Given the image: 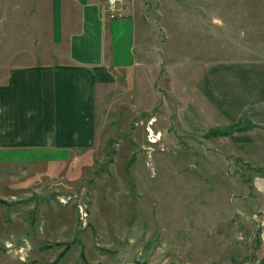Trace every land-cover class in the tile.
I'll return each instance as SVG.
<instances>
[{"label":"rangeland","instance_id":"rangeland-1","mask_svg":"<svg viewBox=\"0 0 264 264\" xmlns=\"http://www.w3.org/2000/svg\"><path fill=\"white\" fill-rule=\"evenodd\" d=\"M127 13L137 65L101 101L93 145L0 162V264H264V178L211 133L232 124L215 104L233 53L264 58V0H130ZM50 16L47 2L0 0L2 73L57 53ZM247 147L264 158V143Z\"/></svg>","mask_w":264,"mask_h":264},{"label":"crops","instance_id":"crops-1","mask_svg":"<svg viewBox=\"0 0 264 264\" xmlns=\"http://www.w3.org/2000/svg\"><path fill=\"white\" fill-rule=\"evenodd\" d=\"M105 1L38 0L51 4L57 53L45 62L11 65L4 73L0 69V162L23 166L65 161L74 150L95 142L100 103L119 75L137 65L138 51L135 18L127 7L125 16L109 18ZM233 54V65L239 68L231 74L230 96L219 86L215 110H231L233 144L247 150L237 154L247 157L264 178V158L247 147L264 143V58L255 51L252 56L247 50ZM221 80L216 77L217 83ZM207 82L201 79L202 94ZM200 110H205L203 103Z\"/></svg>","mask_w":264,"mask_h":264},{"label":"built area","instance_id":"built-area-1","mask_svg":"<svg viewBox=\"0 0 264 264\" xmlns=\"http://www.w3.org/2000/svg\"><path fill=\"white\" fill-rule=\"evenodd\" d=\"M130 0H106L105 12L109 18H121L125 16V9Z\"/></svg>","mask_w":264,"mask_h":264},{"label":"trees","instance_id":"trees-1","mask_svg":"<svg viewBox=\"0 0 264 264\" xmlns=\"http://www.w3.org/2000/svg\"><path fill=\"white\" fill-rule=\"evenodd\" d=\"M233 130V126L232 125H230V128H228V129H225V130H220V129H218V130H215V131H212L211 133H213V134H215V135H218V134H221V135H225V134H231V131ZM62 254V253H61ZM60 254V255H61Z\"/></svg>","mask_w":264,"mask_h":264},{"label":"bare ground","instance_id":"bare-ground-1","mask_svg":"<svg viewBox=\"0 0 264 264\" xmlns=\"http://www.w3.org/2000/svg\"><path fill=\"white\" fill-rule=\"evenodd\" d=\"M153 135V134H152ZM156 136H158V137H160L159 135H156ZM155 140V139H154Z\"/></svg>","mask_w":264,"mask_h":264}]
</instances>
